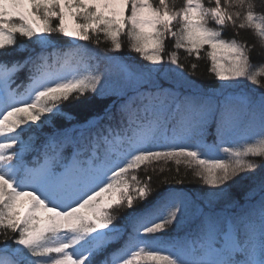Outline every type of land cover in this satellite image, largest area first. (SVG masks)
Instances as JSON below:
<instances>
[{
	"label": "snow or ice",
	"instance_id": "snow-or-ice-1",
	"mask_svg": "<svg viewBox=\"0 0 264 264\" xmlns=\"http://www.w3.org/2000/svg\"><path fill=\"white\" fill-rule=\"evenodd\" d=\"M256 7L0 0V57L27 53L0 59V264H264V62L238 32L224 38L250 29L264 49ZM124 37L147 64L122 62ZM180 50L210 62L213 91ZM66 104L95 114L73 125ZM161 161L207 188L154 192L136 173Z\"/></svg>",
	"mask_w": 264,
	"mask_h": 264
},
{
	"label": "trees",
	"instance_id": "trees-1",
	"mask_svg": "<svg viewBox=\"0 0 264 264\" xmlns=\"http://www.w3.org/2000/svg\"><path fill=\"white\" fill-rule=\"evenodd\" d=\"M256 3V11L258 13L264 12V7H261L262 4H264V0H254ZM183 3V0H176V6L179 7ZM214 26V25H211ZM239 33L236 38L241 41H247V43L250 46H253V51L251 53L253 63L259 64L261 62H264V49L260 48L258 38L254 35V33L250 29H233L231 25L227 26L224 31V38L230 39L232 36H234L236 33ZM52 39L59 43L61 47H63V41L64 38L61 36L53 35ZM101 40H103V37L101 36ZM124 43V48L122 49L120 55L122 62L130 64L132 67H139L141 64H147L146 61H143L142 58L134 53L130 52L127 47V38H122ZM19 43V41H18ZM86 43V42H81ZM174 41L171 40V38H168L166 40L167 50L173 51L175 49L172 48V44ZM25 44H28V42L25 41ZM29 47H32V45L28 44ZM89 47H94L93 45L89 44ZM100 47H108L106 43H101ZM26 52H14L11 56L8 57H0V59H22L24 56H26ZM203 53H201V56L203 57ZM180 61L184 65V74L189 77V79L196 81L202 88H207L208 91H213L209 85L212 84H218L219 82L215 80L213 76H211L207 69L209 65V61L205 58L196 59L195 56L187 57L186 53H184L183 50H180L179 53ZM192 64H196L197 67L195 70L191 68ZM105 67V63L101 61L100 68L103 69ZM114 72L116 71L115 68L112 69ZM24 80V74L21 73L19 77L16 80V83L19 84ZM15 86V85H13ZM255 87V86H252ZM66 110L70 111L72 115L75 117L72 124H83L86 119H90L93 114H95L92 110H85L78 106L73 105H64ZM72 125H69L71 127ZM99 131V129H97ZM214 131V129H213ZM85 136H87V133H85ZM207 143H212L213 136H207L206 138ZM27 159H32L31 154L27 156ZM163 168V171L160 169ZM140 179L143 181L145 176H151V187L154 192L161 191L165 188L170 187H182L185 190H192L195 191L197 189L207 188L206 185H203L202 182L198 180V178H195L192 174V170L186 169L184 165L179 166V172H177V166L172 163L168 162L165 164L164 162L154 163L153 165L148 166L147 168H141L136 173ZM165 179H168L169 183L164 184L163 181ZM177 179H183L184 183L183 185H176L175 180ZM239 191V189H237ZM128 210L125 208L121 209H113V215L117 216V220L114 221L118 226H123V221L120 219ZM179 231V229H169V236H175L176 232ZM183 234V233H181ZM4 237L0 235V241H3ZM120 243H115L109 246L107 252L112 253L115 252L119 247ZM0 247H2V244H0ZM107 254V253H106ZM103 257H98L97 259H102Z\"/></svg>",
	"mask_w": 264,
	"mask_h": 264
}]
</instances>
